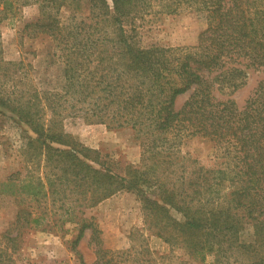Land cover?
<instances>
[{"label": "trees", "instance_id": "1", "mask_svg": "<svg viewBox=\"0 0 264 264\" xmlns=\"http://www.w3.org/2000/svg\"><path fill=\"white\" fill-rule=\"evenodd\" d=\"M28 2L0 0V25L12 20ZM37 3L39 18L25 24L23 33L29 38L50 37L62 52L64 68L60 92H47L43 98L35 90L36 112L27 107L18 111L21 121L40 134L37 140L42 138L39 130H44L37 115L45 102L57 117L63 111L89 124L133 130L142 147V164L127 177L94 169L87 162L91 150L79 148L70 135L46 134L47 141L41 142L69 148L55 152L61 158L66 154L74 182L83 184L91 200L98 194L94 203L121 189L136 192L157 235L172 249L182 246L191 256L211 251L219 259L234 248L247 252L250 264H264V252L259 254L264 247V0ZM82 3L88 6L89 16L77 18ZM65 8L71 16L63 20L60 14ZM186 10L195 11L207 24L195 46L138 45V20ZM250 72L263 76L243 104L217 97L216 92L233 94L246 86ZM9 101L0 97L1 106H9ZM193 137L214 142L224 158L218 168L188 172L180 147ZM17 189L15 179L0 181L2 194L15 195ZM16 224L28 227L38 224V219L20 210ZM245 226L254 228L252 244L239 241ZM88 228L96 243L97 257L91 264H120L114 252L101 248L100 232L92 223L81 226L73 249L77 252Z\"/></svg>", "mask_w": 264, "mask_h": 264}, {"label": "rangeland", "instance_id": "2", "mask_svg": "<svg viewBox=\"0 0 264 264\" xmlns=\"http://www.w3.org/2000/svg\"><path fill=\"white\" fill-rule=\"evenodd\" d=\"M28 1L12 20L0 25V84L3 91L0 97L10 99L9 106L0 104V181L15 179L18 183L15 195L0 193V264H80L81 261L91 264L97 257L91 228L84 231L77 252L73 249L84 223H92L100 232L101 248L114 252L116 263L120 264H250L252 261L245 254L247 252L234 248L219 259L211 251L205 256H191L182 246L172 249L157 235L136 192L121 189L94 203L98 194L91 200V193L85 192L83 184L74 182L66 154L62 153L64 158H61L60 153L55 152V149L66 152L69 148L59 143L45 145L41 142L47 141L48 138L43 136L46 134L70 135L79 148L91 150L88 154L91 159L87 162L94 169L103 168L115 176L127 177L130 170L142 164V147L133 130L89 124L82 117L63 111L57 117L45 102L40 106L42 113L37 115L44 126L43 131L39 130L41 141L37 140L40 134L21 121L18 111L27 107L32 114L36 112L33 105L35 90L43 98L47 92H60L64 68L60 58L62 52L50 37L29 38L23 33L25 24L39 18L38 0ZM80 10L77 18L89 16L85 3ZM70 16L69 8L60 14L63 20ZM145 17L137 21L136 36L142 47L195 46L201 32L207 28L206 21L195 11ZM249 74L247 85L242 89L233 94L230 90L223 94L216 92L217 97L231 98L243 104L256 80L263 76L255 72ZM188 96L189 93L182 96L181 102ZM48 126L50 132L45 131ZM180 150V159L188 165L189 173L198 168H218L224 161L218 147L208 138H187ZM20 210L31 212L38 224L17 225L16 215ZM173 215L181 218L175 212ZM255 240L251 226H245L239 232L241 243L248 245ZM263 252L264 247H261L259 254Z\"/></svg>", "mask_w": 264, "mask_h": 264}]
</instances>
